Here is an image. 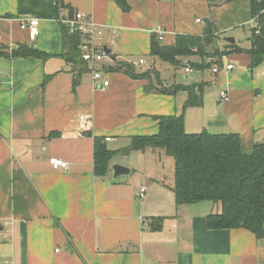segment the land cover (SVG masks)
I'll return each mask as SVG.
<instances>
[{
	"label": "crops",
	"instance_id": "obj_1",
	"mask_svg": "<svg viewBox=\"0 0 264 264\" xmlns=\"http://www.w3.org/2000/svg\"><path fill=\"white\" fill-rule=\"evenodd\" d=\"M64 3L71 11L62 9L61 19L40 18V34L30 39L21 20L31 15L19 14L18 0H0V264H264V237L246 228L210 227L216 209L210 201L178 204L173 157L154 148L130 150L135 137L159 133L157 116L183 111L188 132L238 133L245 153L264 142V60L252 67L246 51L257 24L252 0L215 6L133 0L129 12L115 0ZM77 11L101 26L111 49L99 67L129 63L138 73L155 68L157 75L110 70V85L101 88L90 67L79 72L63 54L67 20ZM207 19L225 32L214 42L223 55L180 56L176 66L151 54L158 27L165 32L159 41L174 45L180 34L203 35ZM242 28L249 31L243 39L236 35ZM23 45L46 56L13 53ZM228 64L234 68L227 70ZM166 65H190L198 74L169 84L161 72ZM190 85L204 86V103L184 110ZM222 89L229 100L221 99ZM212 100L215 107L207 109ZM99 149L110 154L103 174L96 171ZM51 157L69 167L54 168ZM115 164L130 172L114 177Z\"/></svg>",
	"mask_w": 264,
	"mask_h": 264
},
{
	"label": "trees",
	"instance_id": "obj_2",
	"mask_svg": "<svg viewBox=\"0 0 264 264\" xmlns=\"http://www.w3.org/2000/svg\"><path fill=\"white\" fill-rule=\"evenodd\" d=\"M115 1L124 12L131 11L133 0ZM222 1L234 0H208L211 6ZM64 8L71 11L64 0H18L19 14L39 18L61 19V10ZM252 10L257 24L250 29L252 44L246 51L252 55V67H255L264 60V0H252ZM224 33L216 29L212 19L206 20L203 35L180 34L174 45H163L158 35L154 33L151 54L176 66L181 63L177 59L180 56L223 55L226 51L215 47L214 42ZM63 43L65 45L63 54L77 65L79 72L84 71L88 66L82 58L81 34H71L67 28ZM230 46L235 51H244L236 44ZM13 53L22 56H46L27 45L19 46ZM199 66L204 67L205 64ZM107 69L124 70L136 78L152 77L151 71L138 73L136 67L129 63L109 66ZM174 87L180 88L178 85ZM185 88L189 95L184 110L202 106L204 86L190 85ZM156 118L159 120V133L135 137L130 150L154 148L174 158L173 190L178 204L210 201L216 206L215 211L208 216L210 227L246 228L257 237H264V142L256 143L252 152L245 153L238 133H212L207 130L188 132L185 128L184 111L181 114L161 115ZM109 157V153L97 150L98 174L105 172Z\"/></svg>",
	"mask_w": 264,
	"mask_h": 264
},
{
	"label": "built area",
	"instance_id": "obj_3",
	"mask_svg": "<svg viewBox=\"0 0 264 264\" xmlns=\"http://www.w3.org/2000/svg\"><path fill=\"white\" fill-rule=\"evenodd\" d=\"M40 18L37 16H29L21 20V28L28 31L30 39H36L40 34ZM201 22V19H197ZM68 31L71 34H81V52L82 58L86 62L87 66L91 68L92 79L95 84L101 88H106L110 85V79L107 77L109 73L105 66L99 67L98 64L102 63L104 59L109 55L107 54L103 42V30L101 26L96 23L86 12L77 11L74 16L67 20ZM160 40L164 39L165 32L161 27H158L154 31ZM209 61L214 63V58H210ZM144 60L141 59L139 65L144 64ZM227 70L234 68L233 64H228L225 67ZM221 67L214 65L213 71L219 72ZM186 71H190V66H185ZM1 85V82H0ZM222 100H229V92L226 89L220 91ZM50 163L54 168H68L69 163L64 159L58 157H51ZM146 188L140 189V196L143 197ZM2 235L0 234V239Z\"/></svg>",
	"mask_w": 264,
	"mask_h": 264
},
{
	"label": "rangeland",
	"instance_id": "obj_4",
	"mask_svg": "<svg viewBox=\"0 0 264 264\" xmlns=\"http://www.w3.org/2000/svg\"><path fill=\"white\" fill-rule=\"evenodd\" d=\"M243 30V31H242ZM249 31H245L243 28L241 30H238L236 31V35L243 39V38H246L244 37L246 33H248ZM242 33V36H240V34ZM245 42L247 40H244ZM183 66V65H182ZM186 66H190V65H186ZM148 71H152L151 75H157V72L155 70V68H152V69H148ZM161 72H162V76L163 78L165 79L166 82H168L169 84L171 83H175L176 81H183V80H187L186 78V75H189V78L192 79L194 75H197L198 74V70L196 69H192L190 72H186V70H184L182 67H179V68H174L173 66H170V65H166V67H163L161 68ZM206 78L205 79H209L211 80L212 79V75H211V72L210 70H206ZM153 78H156L155 76H153ZM188 79V80H190ZM210 88V87H208ZM207 88V90L209 91V89ZM214 89L216 88L217 92H219V89L217 86L213 87ZM216 105V101L215 100H212L211 102V105H208L207 106V109H209V107H215ZM175 161V160H174ZM168 166V165H167ZM169 172V170H168ZM170 174V172H169Z\"/></svg>",
	"mask_w": 264,
	"mask_h": 264
},
{
	"label": "water",
	"instance_id": "obj_5",
	"mask_svg": "<svg viewBox=\"0 0 264 264\" xmlns=\"http://www.w3.org/2000/svg\"><path fill=\"white\" fill-rule=\"evenodd\" d=\"M225 40L229 41V42H235V37L233 36H226ZM105 50L107 52V54L111 53V49L108 48L107 46H105ZM113 170H114V177H118L124 174H128L130 172V168L121 165V164H115L113 165Z\"/></svg>",
	"mask_w": 264,
	"mask_h": 264
}]
</instances>
